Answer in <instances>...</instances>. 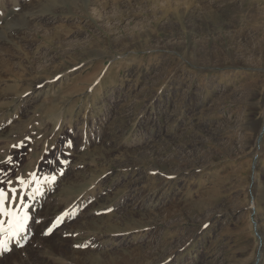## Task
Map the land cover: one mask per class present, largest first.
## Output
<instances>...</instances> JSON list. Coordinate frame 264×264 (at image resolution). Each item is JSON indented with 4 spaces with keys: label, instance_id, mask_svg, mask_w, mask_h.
<instances>
[{
    "label": "rangeland",
    "instance_id": "1",
    "mask_svg": "<svg viewBox=\"0 0 264 264\" xmlns=\"http://www.w3.org/2000/svg\"><path fill=\"white\" fill-rule=\"evenodd\" d=\"M0 169L13 264H264V0H0Z\"/></svg>",
    "mask_w": 264,
    "mask_h": 264
},
{
    "label": "snow or ice",
    "instance_id": "2",
    "mask_svg": "<svg viewBox=\"0 0 264 264\" xmlns=\"http://www.w3.org/2000/svg\"><path fill=\"white\" fill-rule=\"evenodd\" d=\"M21 146L23 145L21 144ZM14 147L16 146L14 145ZM10 162L11 157L8 160V163ZM3 171V169H0V172ZM56 179L57 176L53 173L45 175L43 181H41V178L35 172L30 173L27 180L20 175H16V185L18 186H14L12 179H0V254L12 250V241H17L19 246V240L26 239L22 234L27 231L30 220L29 202L34 200L38 193H41L43 185ZM71 215L72 213L70 212H63L56 217L44 234L52 233L56 227L64 222L65 217H70ZM36 222L40 223V221ZM76 247H87V245H76Z\"/></svg>",
    "mask_w": 264,
    "mask_h": 264
},
{
    "label": "bare ground",
    "instance_id": "3",
    "mask_svg": "<svg viewBox=\"0 0 264 264\" xmlns=\"http://www.w3.org/2000/svg\"><path fill=\"white\" fill-rule=\"evenodd\" d=\"M44 194L46 195V192ZM39 202H40V200H36V199L33 200L34 208L39 207ZM28 232H29V229H27V231L24 234H22L23 236L26 237V239H20L18 242L19 246L21 244H27V246H28L27 240L30 237V233H28ZM44 240H46V239H44ZM19 246L17 245V241H15V240L12 241V250L10 252H5L3 254H0V264H13L14 263V262H12L13 260H19V261L23 260V262H25V261L27 262L28 261L27 259H20V258H24L25 247L20 248ZM55 247L56 248L54 249V251H57V253H61V252L65 253V250L62 247H60L59 245H55Z\"/></svg>",
    "mask_w": 264,
    "mask_h": 264
}]
</instances>
